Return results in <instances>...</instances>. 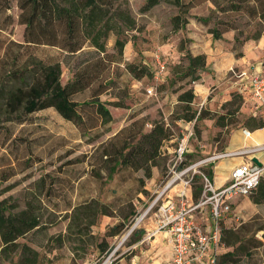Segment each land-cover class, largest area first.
Wrapping results in <instances>:
<instances>
[{
    "label": "rangeland",
    "instance_id": "rangeland-1",
    "mask_svg": "<svg viewBox=\"0 0 264 264\" xmlns=\"http://www.w3.org/2000/svg\"><path fill=\"white\" fill-rule=\"evenodd\" d=\"M20 2L21 0H0L2 96L15 84L5 77V71L10 68L11 58L15 54L32 51L37 59L45 62L59 61L62 84L72 77L73 68L78 61V56L66 55L57 47L47 44L29 50L24 48L25 45L22 44L25 42L26 24L21 17ZM127 2L135 19V27L122 33L121 37L126 40L122 61L111 64V87L100 96L101 101L111 102L108 104L112 115L110 122L82 135L72 122L63 119L52 107L30 113L20 123L7 121V114L1 108L3 98L0 97V199L6 198L14 206V211L24 208L27 203L35 206L41 227L17 241L38 249L44 256L43 264H95L120 242L134 224L135 218L153 200L156 192L174 176V149L186 127L192 130L186 154L193 155L187 157L185 154L183 158L188 164L208 159L211 154L220 151L228 133L243 126L250 116L241 110L242 105L239 103L226 106L223 105L226 101L217 100V105L209 108L195 96L196 115L201 113L203 117L197 121L195 118L190 121H174L178 114L176 112L180 111L181 104L177 97L181 92L203 84L208 98L218 93L219 78L206 68L193 82L189 76L169 82L175 66L187 64L186 50L191 54L197 51L193 47L194 43L198 50L207 46L212 50L216 48L213 42L208 41V24H202L195 18L208 14L209 3L192 8L185 28L173 31L171 17L177 13L173 5L162 2L143 11L144 0ZM114 40L115 36L110 35L107 51H115ZM240 48L241 46L234 47L237 54ZM156 55L166 62V74L158 79L155 78L158 67ZM124 62L145 64L152 76L136 79L125 70ZM149 88L152 89L151 93L147 91ZM235 93V89L230 91L229 100ZM89 95V90H86L74 94L72 98L82 101L88 99ZM131 115L147 119V129L154 120H164L173 132L171 138L162 144L163 153L159 164L152 168L151 177L145 178L142 184L139 182V178L143 176L141 170L133 171L128 167L118 166L110 173V165L103 163L101 150L98 148L101 142L128 125ZM214 163L215 161H205L199 168L207 173ZM175 170L178 171L179 168ZM38 180L43 181L42 186L37 184ZM201 182L198 174H193L191 189L196 184L202 185ZM50 185L51 191L47 190ZM176 190L177 186L167 191L170 198H175ZM139 192H142L141 198L137 195ZM202 192L203 186L199 198ZM79 205L84 208L74 211L73 208ZM128 213L131 216L127 219L125 228L110 240L105 251L100 252L96 244L106 236L109 225L119 222ZM263 224V219L256 218L240 225L238 228H241L239 234L242 236L244 251L247 249L249 254L239 250L236 261L222 263L219 260L218 264H264V248L255 247L257 241L263 238V232H258ZM136 226H141V223ZM130 235L131 233L126 235L124 245L129 242ZM222 236L224 239L232 238L229 232H224ZM123 244L119 246L118 252L121 254L117 252L114 264H120ZM18 259L19 251L10 253L8 257L0 254V264H15Z\"/></svg>",
    "mask_w": 264,
    "mask_h": 264
},
{
    "label": "trees",
    "instance_id": "trees-1",
    "mask_svg": "<svg viewBox=\"0 0 264 264\" xmlns=\"http://www.w3.org/2000/svg\"><path fill=\"white\" fill-rule=\"evenodd\" d=\"M162 2L177 9V13L171 17L173 31L185 28L192 8L210 3L208 14L195 18L202 24H208L207 32L213 39H221L224 32L234 30L236 32L234 47L242 48L247 40L259 39L264 34V0H144L142 10L147 11ZM20 8L21 17L26 24L25 42L22 44L25 45V49L47 44L57 47L66 55L78 56V61L73 68L72 77L62 84L59 61L45 62L37 59L32 51L15 54L11 58L10 68L5 71V77L15 84L6 91L5 96L0 95L3 98L1 108L7 114V121L20 123L24 116L52 107L63 119L72 122L82 135L110 122L112 115L108 104L111 102L101 101L100 96L107 93L111 87L112 80L109 77L111 64L122 61V51L126 43L121 37L122 33L135 27V19L127 0H21ZM110 35L115 36L114 52L107 51V40ZM241 54L240 50L237 55ZM185 56L187 64L175 66L174 74L169 78L170 83L186 76L193 82L205 69L204 54L192 55L186 50ZM124 68L136 79L152 76L147 65L142 63L124 62ZM86 90L90 92L88 99L77 101L72 98L74 94ZM195 96L192 87L178 95L177 100L181 105L174 121H190L194 118L197 121L203 117L201 113L196 115ZM245 100L243 93L237 90L232 99L223 105L234 106L239 103L242 109ZM129 120L128 125L121 127L106 141L101 142L98 148L101 150L103 163L110 165V173L118 166L128 167L133 171L141 170L143 176L139 178V182L142 184L145 178L151 177L152 168L159 164L163 153L162 144L171 138L173 132L164 120H154L150 123L149 129L146 128L148 121L144 117L131 115ZM243 127L248 130L264 127L263 110L260 108L257 113L250 114ZM192 155L186 154L187 157ZM207 174L211 178L212 169H209ZM263 178L261 177L259 184L248 195L257 204H264ZM37 184L42 186L43 181L38 180ZM49 187L47 190L51 191V185ZM201 190L202 185L193 186L191 191L194 200L199 198ZM13 207L6 198L0 199V254L8 257L10 253L19 251V259L15 264H43L44 256L38 249L17 241L18 238L41 227L35 206L27 203L24 208L16 211ZM83 208L79 205L73 210L79 211ZM130 216L131 213H128L119 222H112L109 225L106 236L96 244L100 252L105 251L110 240L122 232ZM240 230L241 228L237 230L222 228L221 234L229 232L232 238L224 239L221 235L220 240L232 244L234 248L232 251L216 254V264L219 260L222 263L236 261L238 251H244ZM259 230H264V224L258 228ZM134 233L135 229L130 237ZM262 237L255 247L264 248V233ZM244 252L249 254L247 249Z\"/></svg>",
    "mask_w": 264,
    "mask_h": 264
},
{
    "label": "built area",
    "instance_id": "built-area-1",
    "mask_svg": "<svg viewBox=\"0 0 264 264\" xmlns=\"http://www.w3.org/2000/svg\"><path fill=\"white\" fill-rule=\"evenodd\" d=\"M155 72V78L164 75L166 62L159 59ZM245 99L255 102L264 112V74L259 72L252 76L249 83L239 88ZM148 93L152 89H147ZM246 136L251 135V131L243 129ZM192 135V130L188 127L179 139L174 149L173 173L174 176L165 182L156 192L153 200L146 206L135 222L128 230L131 233L134 227L144 218L149 216L154 221V228L148 230L146 238H150L157 232L164 231L168 234L171 244V260L169 264H215V254H209L212 244L216 245L220 237V221L228 214L237 217L233 206V199L236 196H248L259 184L264 174V167L254 160H247L236 166L231 173L228 182L216 187L210 176L200 170L199 166L205 161H216L221 158L248 153L253 149L237 151H218L203 159L188 164L183 158L188 152V142ZM264 147V146H263ZM255 150V149H254ZM179 168L178 171L175 169ZM191 173V176L189 174ZM193 174H198L201 178L203 192L200 198L194 200L191 196V178ZM177 186L175 198H170L167 191ZM207 212L211 221V228L204 230L197 222V215ZM121 241L95 264H114L119 251ZM119 253V252H118ZM120 254V253H119Z\"/></svg>",
    "mask_w": 264,
    "mask_h": 264
},
{
    "label": "crops",
    "instance_id": "crops-1",
    "mask_svg": "<svg viewBox=\"0 0 264 264\" xmlns=\"http://www.w3.org/2000/svg\"><path fill=\"white\" fill-rule=\"evenodd\" d=\"M208 5L210 6V3ZM235 34L234 30H229L223 33L221 39H213L208 32L206 34L208 41L216 45L214 50L208 46L198 50L196 44L194 43L193 45L197 51H194L192 55L204 54L206 56V70L219 78L217 81L218 93L210 96V98H208L207 89L203 84H197L193 87L196 98H200L201 102L206 103L209 108H214L217 105V100L228 101L230 99V91L233 89L237 91L244 84L247 85L253 75L259 72L264 74V34L259 39L247 40L242 45L241 55H237L234 50ZM260 108L255 102L247 99L241 110L250 115L257 113ZM243 129V126L233 129L220 150L253 149V151L216 160L211 167V179L216 187L228 182L232 170L247 160L257 158L264 167V127L250 128V136H246ZM141 193L137 194L140 198ZM233 206L237 217L228 214L221 219L220 237L222 228L237 230L240 225L247 223V221H253L256 218L264 221V204L255 203L250 196H236L233 199ZM197 222L204 230L212 226L207 212L199 213ZM140 223L141 226L134 228L135 233L129 238V242L126 245L123 244L126 240V235L120 240L124 245L120 264H169L171 260V244L168 234L161 231L150 238H146V232L154 228V221L149 216L141 220ZM258 232L264 233V230H259ZM220 237L216 245L212 244L210 246L208 251L210 255L233 250V245L226 244L220 240ZM125 257H128V259L126 260Z\"/></svg>",
    "mask_w": 264,
    "mask_h": 264
},
{
    "label": "water",
    "instance_id": "water-1",
    "mask_svg": "<svg viewBox=\"0 0 264 264\" xmlns=\"http://www.w3.org/2000/svg\"><path fill=\"white\" fill-rule=\"evenodd\" d=\"M254 161L258 164H260L259 160L257 158H254ZM261 165V164H260Z\"/></svg>",
    "mask_w": 264,
    "mask_h": 264
}]
</instances>
